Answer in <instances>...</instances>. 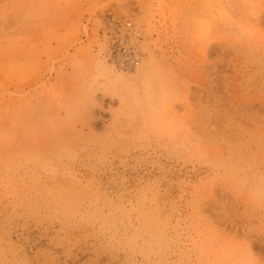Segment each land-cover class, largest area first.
Returning a JSON list of instances; mask_svg holds the SVG:
<instances>
[{
  "label": "rangeland",
  "instance_id": "rangeland-1",
  "mask_svg": "<svg viewBox=\"0 0 264 264\" xmlns=\"http://www.w3.org/2000/svg\"><path fill=\"white\" fill-rule=\"evenodd\" d=\"M36 3L0 0V264H264V0H93L66 40Z\"/></svg>",
  "mask_w": 264,
  "mask_h": 264
},
{
  "label": "crops",
  "instance_id": "crops-1",
  "mask_svg": "<svg viewBox=\"0 0 264 264\" xmlns=\"http://www.w3.org/2000/svg\"><path fill=\"white\" fill-rule=\"evenodd\" d=\"M40 1V0H37ZM45 1L44 4H37L43 10H47L45 15L50 16V22H56V20L61 17L68 20L67 23H57L54 26L56 28L55 32L61 33L65 35V40L67 39L68 33H73V28L76 25L80 24V28L82 29V25L84 24L83 19L89 13V5L93 4V0H41ZM54 24V23H52ZM63 25H66L62 28Z\"/></svg>",
  "mask_w": 264,
  "mask_h": 264
},
{
  "label": "built area",
  "instance_id": "built-area-1",
  "mask_svg": "<svg viewBox=\"0 0 264 264\" xmlns=\"http://www.w3.org/2000/svg\"><path fill=\"white\" fill-rule=\"evenodd\" d=\"M137 65H138V61H136L135 59L130 57L127 62L123 63V67L122 68L125 69V70H127V69L129 70L132 67L137 66Z\"/></svg>",
  "mask_w": 264,
  "mask_h": 264
}]
</instances>
